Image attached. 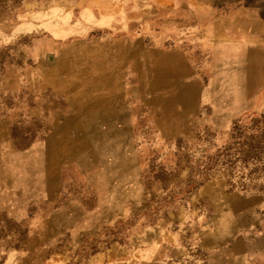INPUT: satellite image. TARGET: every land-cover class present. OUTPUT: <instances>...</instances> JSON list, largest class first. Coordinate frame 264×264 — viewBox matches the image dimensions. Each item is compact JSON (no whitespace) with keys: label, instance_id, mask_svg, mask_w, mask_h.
<instances>
[{"label":"rangeland","instance_id":"1","mask_svg":"<svg viewBox=\"0 0 264 264\" xmlns=\"http://www.w3.org/2000/svg\"><path fill=\"white\" fill-rule=\"evenodd\" d=\"M216 195L264 219V0H0V264H207Z\"/></svg>","mask_w":264,"mask_h":264},{"label":"crops","instance_id":"2","mask_svg":"<svg viewBox=\"0 0 264 264\" xmlns=\"http://www.w3.org/2000/svg\"><path fill=\"white\" fill-rule=\"evenodd\" d=\"M215 197L219 199L214 201ZM215 197H211L209 209L195 213L198 245L205 252L206 263L253 264L257 259L264 260V225L260 234H244L264 219L255 210L234 204L232 196L222 200Z\"/></svg>","mask_w":264,"mask_h":264}]
</instances>
